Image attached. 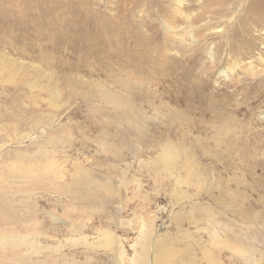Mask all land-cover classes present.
Segmentation results:
<instances>
[{
    "label": "rangeland",
    "instance_id": "rangeland-1",
    "mask_svg": "<svg viewBox=\"0 0 264 264\" xmlns=\"http://www.w3.org/2000/svg\"><path fill=\"white\" fill-rule=\"evenodd\" d=\"M81 1V7L109 16V24L119 2ZM150 1H154L155 11L174 2ZM214 1L185 0L192 8L188 10L189 26L180 20L175 25L183 28L177 36L187 44L192 41L187 36L189 30L195 38L186 55L196 53L190 79H195V87H204L206 106L208 99L225 104L226 118L233 123L229 126L246 125L239 129L244 134L240 132L238 139L256 142L253 174L252 160L247 157L233 159L239 165L233 171L223 165V153V158L216 159H201L198 154L199 168L216 173L230 192L238 190L234 195L244 199L241 203L237 198L238 207L247 216L242 210L224 213L217 203L222 196L218 184L202 185L198 191L192 186L178 188L165 174L153 172L155 142L178 138L179 120H175L183 108L166 96L178 94L177 86L162 82L158 96L163 94L161 103L170 105L160 109L154 91L142 92L141 75L126 70L125 54L100 43L63 40L70 33L61 22L58 7L62 0L51 7L46 0H0V264H118L104 247L105 241L117 239L124 246L126 259L130 258L142 224L150 235H162L172 264H212L209 260L264 264V57L259 61L245 54H227L234 19L245 12L249 0H228L220 14L225 18L208 16L213 13L206 9ZM142 5L137 0L126 6V13L134 11L139 23ZM51 8L53 18L48 17ZM50 18L57 25L54 35ZM115 19L125 22L120 13ZM256 22L263 25L261 19ZM246 24L241 27L247 28ZM257 25L253 34L263 30ZM144 30L150 47H166L167 37L159 25ZM179 40L174 39V45ZM209 47L219 54L215 68L206 61ZM174 49L167 55L185 60ZM250 61L254 62L252 68L246 64ZM169 62L177 69L173 73L191 68L187 60L178 68ZM197 76L200 79L196 80ZM177 77L181 79L180 74ZM146 98L152 104L142 103ZM154 107L160 110L154 111ZM189 116L192 122L199 119L198 114ZM207 116L198 121L200 126L209 124ZM197 131L189 132L181 147L194 153L201 145L192 139L203 137ZM229 144L226 149L234 153ZM252 145L249 148L253 149ZM44 153L56 163L51 171L63 176L58 179L56 175L48 187L33 180L17 182L14 177L24 176L30 162L37 166L46 163ZM82 174L92 179L95 192L89 185L78 189ZM75 228L78 233L72 232ZM9 235L26 236V244L16 249L5 247L1 242Z\"/></svg>",
    "mask_w": 264,
    "mask_h": 264
},
{
    "label": "bare ground",
    "instance_id": "bare-ground-1",
    "mask_svg": "<svg viewBox=\"0 0 264 264\" xmlns=\"http://www.w3.org/2000/svg\"><path fill=\"white\" fill-rule=\"evenodd\" d=\"M46 1L47 4L51 7V5H53L54 3H59L61 0H46ZM140 1H142L143 3L142 8L139 9L140 23L136 21L134 11L130 13H126L127 10L126 6L128 4L136 3L137 0H125V1L119 0L118 5L116 7L117 12L115 11L116 13L112 14V20L109 24V20H110L109 16L105 18L104 14L103 15L97 14L95 10L91 7L89 8L81 7L82 4L81 0H62L61 6L58 8L61 14L63 15L61 21L62 24H64L63 28H65L68 33L75 34V35H70V34L64 35L62 38L63 40L70 39L73 41H78L81 44H88V45L98 44V43H100L101 45L104 44L107 45L109 48L112 47V49H114L118 53L125 54L127 58L126 67L132 68V70L129 68L126 70H128L129 71L128 73H130L131 75L135 73L141 75L139 78H141L140 85L143 88L142 92L145 93L147 89H151L152 91H154L155 97L157 96L156 97L157 99L156 98L155 99L157 100L160 109L165 108L166 104L170 105L168 102H165L164 104L161 103L162 99H160L159 97H161L163 94H160L158 96L159 93L158 88L162 87L163 84L162 82L168 81L169 84L170 83L172 85L174 84L175 85L174 87L177 86L178 88L177 87L176 88L178 94H174V95L168 94L166 96L168 97L169 102L175 103L176 105H178L179 108H183L182 110H178L181 113L180 115L178 114V116H176L177 119L175 120V121L179 120V125L177 126L178 131H176L177 133L176 135H178L177 136L178 138L176 141H172V139H164V140L159 139L161 143L155 142V144L158 146V149L154 151L155 159L152 166L153 167L152 169L154 170L153 172L165 174L168 177V179H171L175 183V185L174 184L173 185L178 188H181V186L183 185L192 186L195 190L198 191L199 189H201L202 185L208 186L209 184L213 183L214 186L215 184H218L219 194L222 193V196L219 195V199L217 203H219L222 206V209L225 214L228 213V210L233 211V213L235 214L237 213L239 214L242 209L238 207L237 198L239 197L241 203H244L243 197L240 195L237 196L234 195V192L238 191L237 189L230 192L225 187V185L223 186V184H221L223 181L216 173L208 172V171L205 172L201 167L199 168L198 154L201 155L200 156L201 159L202 158L216 159L218 157L219 158L222 157V153H223L224 156L226 157L225 163L223 165H225V167L228 169L233 168V171L237 170L238 169L237 167H239L238 164L233 162V159H238L240 156L247 157L248 159L252 160L250 162L252 164L250 174H253L256 163L254 159H252V156L255 158V149L257 148L256 142L254 141L252 143L250 142L245 143L242 140L238 139L239 133L241 132L239 129L245 128L246 125L245 127L244 126L240 127L238 124H236V127H232L233 123L232 122L230 123L229 120H227L226 118L227 109L225 104L217 100L208 99L209 104L206 106V99L205 97H203V91L205 90L204 87L199 85H197L198 87L197 86L195 87V82H196L195 79L194 78L190 79L191 77H193V74L191 73V69H194L193 65H195L196 63L195 62L196 53L189 54L187 56L186 49H188V52L189 50L192 51V46H194L193 42L195 41V38H192L191 30H189L187 32V36L192 41H190L187 44L186 40H183L182 38L177 36V32L179 31V29L182 30L183 28H179L177 27L178 25L176 26L175 24L176 22H178V20H180V21H184L186 23L184 24L189 26L188 15H190V12L188 10L192 9L191 6H187L184 3L185 0H174V2L168 4L167 8H162L161 10L155 11L156 9L154 8L155 9L154 10L152 8L154 1H150V2L149 0H140ZM227 1L228 0H215L211 4L209 9H206L207 5L205 4L203 11L206 9L208 10V12L213 13V15L208 14L209 17L220 16V18L221 17L225 18V16H221L220 14H222L221 12L224 10ZM86 3L92 4V6L94 4H98L97 2L94 3L86 2ZM244 9L245 12L241 13V15L238 16V18L234 19L236 26L232 30L233 33H232V37L230 38L231 42L228 48L229 52L227 54L228 55L230 53L238 54V56L241 57L244 56L245 54L251 58L253 57L255 60L262 61L263 60L262 57H264V0H249L248 3L244 6ZM117 13L123 15L125 22L122 21L121 23L120 20L115 19V14ZM202 16L205 17V14ZM48 17L51 18L54 17L52 8L49 11ZM120 17L122 20V16ZM51 18L49 19V22L53 25L52 33L54 35V33H56L55 30H57V25L52 23ZM256 19H261L263 25L256 22ZM230 21H232V19H230ZM243 23H247V24L249 23V26L247 28H245L246 26L242 28L241 25ZM152 24H154V26L155 24L159 25L163 29V34H165V36L167 37L166 47L164 46L152 47L155 44H153L151 47L149 46L150 40L146 38L145 33L143 31H146L144 29L151 26ZM257 24L263 27L262 28L263 30H261L260 34H253L254 32H256L255 29L258 26ZM86 33H88L89 35ZM121 34H124V37L121 40H119L117 37ZM177 38L180 39L178 42L179 45L178 44L174 45V39H176L177 41L178 40ZM174 47L176 50H178V52L175 51L176 55H178L179 53L180 56L182 57L184 56L185 60H187L191 64V68L189 67L190 64L189 63L187 64L188 65L187 67L189 68L185 69L183 73H181V71L177 73L172 72L175 70L177 71V69L171 66L169 60L172 61L177 68L181 65L183 61H185L183 60L184 58L179 60L174 57H171L170 54L167 55L168 52H170V50L173 49ZM206 50H207V54L205 56L207 57L206 61H208L210 67L215 68L216 66L215 63L219 57L218 56L219 54L216 53V51L213 50L212 47H209ZM253 63L254 62L250 61L247 62L246 64L247 66H249V68H252ZM204 72L205 71L202 70L200 72L201 75ZM229 72L230 73L228 74L231 75L233 74L231 70ZM179 74L181 76V79L177 77L179 76ZM222 75L225 79L228 80L230 79L227 78V74L223 73ZM198 76L196 80L200 79L199 78L200 76L199 77ZM162 92H164V90ZM224 97L227 99L228 95H224ZM152 102L153 101H151V99L149 98H146L145 100L142 101V103H146L145 105L149 103L152 104ZM157 108L154 107L153 110L154 111L160 110ZM187 114L189 115L198 114L199 119H196V121L192 122L191 117ZM207 115H209L210 117L208 119L209 124L208 125L202 124L200 126L198 121L204 119L203 117L207 118L208 117ZM237 126H239V128ZM199 128H201L200 132L198 130ZM196 131L199 132L201 135H203V137L196 136L192 139L194 143H196L197 145H201L198 147L199 150L198 148H196L193 153L190 152L187 148L181 146L185 143V138L187 134L189 132L193 133ZM250 133L253 134V132ZM249 137L251 136L249 135ZM204 143H206V145ZM229 143L233 145L231 146L234 153H231L229 150L226 149L227 145H230ZM251 144H253L252 145L253 149L251 147L249 148V145L251 146ZM43 156L46 159V163L41 165L38 164L37 166L36 163L34 164L33 162H30L29 165L31 167L30 168L28 167L30 170L27 173H25L24 176L18 177L17 175L16 177H14L17 180V182L24 181L26 182V184H28L27 183L28 181L33 180L36 181L37 184L39 185L48 187L49 184L52 185L51 181L54 183V179H56L57 177L58 179H60V177H62L63 175L56 174L57 175L56 176L55 173L51 171L56 169L55 168L56 163L54 161H50V159L47 157L48 156L47 154L44 153ZM76 168H78V165ZM79 172L81 171L77 170V173ZM55 176L56 178H54ZM70 176H73V174H70ZM86 177L87 176L82 174V178L79 182L78 189H84V186L86 187L89 185L95 192V189L97 190V187L92 182V179L89 180L86 179ZM212 180L214 182H212ZM189 181L191 183L188 184ZM0 188H2V186H0ZM205 190H208V187H206ZM182 195L184 196L186 194L183 192ZM193 196L194 195L190 197L193 198ZM109 197L110 196H108V198ZM199 210H204V209H199ZM241 212L243 216L245 215L247 216V214L243 210ZM148 231L145 228L144 224H142L137 240L133 245H131L132 247L131 249L133 250L134 253L133 256L130 258L126 259L124 246L117 239L115 240L114 237H110L108 239L106 238L107 240L105 241L104 247L107 249L109 253L110 252L112 253L113 257H115L118 264H123L126 261L127 264H172L171 263L172 258L168 257L167 250H165L167 246L163 241L162 235L157 234L156 236L154 235L152 236V234L150 235ZM72 232L78 233L79 231L77 230V228H75L74 230H72ZM26 239L27 238L24 235L21 236L9 235L6 236L1 243H5V247L16 249L26 244L24 242V240ZM80 239L82 241L85 240L84 236L80 237ZM76 242L78 241L76 240ZM84 244L87 245L88 243L85 242ZM209 261L212 262V264L222 263L221 261L218 260H209Z\"/></svg>",
    "mask_w": 264,
    "mask_h": 264
}]
</instances>
